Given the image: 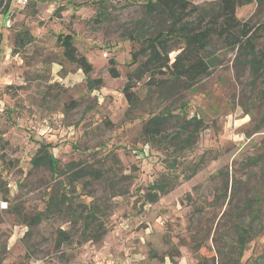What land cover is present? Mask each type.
<instances>
[{
    "label": "rangeland",
    "instance_id": "rangeland-1",
    "mask_svg": "<svg viewBox=\"0 0 264 264\" xmlns=\"http://www.w3.org/2000/svg\"><path fill=\"white\" fill-rule=\"evenodd\" d=\"M209 9L219 0H190ZM146 0H5L0 17V264H93L96 255L118 264H219L237 224L260 211L241 264L264 251V78L255 80L237 50L218 47L220 63L198 84L150 89L136 83L140 101L123 89L131 67L130 32L145 18ZM244 21L264 27V3L239 8ZM11 19L10 27L5 20ZM32 42L14 53L16 35ZM71 34L104 87L89 91L85 75L62 59L59 35ZM259 47L264 49V28ZM116 61L119 78L109 73ZM166 115L168 134L196 116L202 121L191 149L177 152L161 137L144 134ZM165 139V138H164ZM52 144L60 173L35 169L31 160ZM204 158V161H201ZM105 170L74 184L66 169ZM194 166L196 175L188 180ZM169 176L171 189L156 203L145 194ZM67 185L75 204L101 206L100 240L73 209L46 211L50 196ZM76 188V192L74 191ZM70 188V189H69ZM7 203V207L2 203ZM47 213L28 228L13 210ZM81 208V207H80ZM75 213V214H73ZM68 241H62L59 230Z\"/></svg>",
    "mask_w": 264,
    "mask_h": 264
},
{
    "label": "trees",
    "instance_id": "trees-1",
    "mask_svg": "<svg viewBox=\"0 0 264 264\" xmlns=\"http://www.w3.org/2000/svg\"><path fill=\"white\" fill-rule=\"evenodd\" d=\"M254 2L263 4L264 0H219L209 9L201 8L190 0H146L143 4L145 18L138 22L139 28L129 34L132 42L130 66H135V69L128 74L123 93L130 107L137 106L140 101L137 92L134 91L136 83L160 91L171 89L181 83L191 87L198 84L220 63L218 47L237 50V57L250 67L254 79L264 78V49L259 47L264 27L244 21L238 16L240 7ZM6 4L5 0H0V11L7 7ZM31 40L32 35L29 32L18 33L14 53H17L20 47L29 45ZM58 43L63 47L62 59L76 65L84 73L89 91L104 87L103 78L92 77L93 64L85 55L78 52L71 34L59 35ZM109 73L113 78L120 77L115 60L110 61ZM183 119L176 130L168 134L164 128L167 122L166 115L154 116L148 121L144 134L151 138L162 136L159 142L168 141L176 152L180 149H191L202 121L196 116L188 115ZM51 145L42 144L32 158L31 164L35 169L44 166L58 174L60 173L58 160L50 151ZM201 161H204V158ZM197 171L198 166H194L186 179H192ZM65 172L73 184L88 176L101 180L107 173L100 168L78 165L66 169ZM171 182L169 176L157 180L151 185V190L145 194V198L150 203L158 202L161 196L171 189L169 186ZM63 187L65 192L50 196L46 211L50 213L62 210V207L77 210L78 215L75 217L82 218L85 227L93 230V239L100 240L104 235L102 233L104 227L95 226V223L100 222L101 206L86 203L77 205L69 194L73 193V190H68L67 185ZM74 191L76 192L75 187ZM0 195L8 201L9 190L6 186L0 185ZM12 207L29 229L41 224L42 219L47 216L46 211L30 216L22 209ZM250 216L248 226L236 225L235 242L229 252L219 253V264L242 263L247 242L254 238V225L260 217V211L256 210ZM59 232L62 241L70 239L65 230L60 229ZM250 264H264V251Z\"/></svg>",
    "mask_w": 264,
    "mask_h": 264
},
{
    "label": "built area",
    "instance_id": "built-area-1",
    "mask_svg": "<svg viewBox=\"0 0 264 264\" xmlns=\"http://www.w3.org/2000/svg\"><path fill=\"white\" fill-rule=\"evenodd\" d=\"M18 1V4L21 5V6H26L28 4V0H17ZM2 15V10L0 11V17ZM12 24V21L11 19H7L5 20V26L6 27H10ZM6 206L7 207V203H2V206ZM93 264H118L116 259L113 258V257H104V256H99V255H96L94 258H93Z\"/></svg>",
    "mask_w": 264,
    "mask_h": 264
},
{
    "label": "crops",
    "instance_id": "crops-1",
    "mask_svg": "<svg viewBox=\"0 0 264 264\" xmlns=\"http://www.w3.org/2000/svg\"><path fill=\"white\" fill-rule=\"evenodd\" d=\"M112 257V256H111Z\"/></svg>",
    "mask_w": 264,
    "mask_h": 264
}]
</instances>
